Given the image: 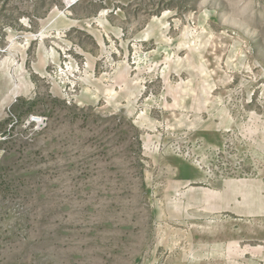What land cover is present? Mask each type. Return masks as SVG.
<instances>
[{
  "label": "rangeland",
  "instance_id": "1",
  "mask_svg": "<svg viewBox=\"0 0 264 264\" xmlns=\"http://www.w3.org/2000/svg\"><path fill=\"white\" fill-rule=\"evenodd\" d=\"M0 264H264V0H0Z\"/></svg>",
  "mask_w": 264,
  "mask_h": 264
},
{
  "label": "built area",
  "instance_id": "2",
  "mask_svg": "<svg viewBox=\"0 0 264 264\" xmlns=\"http://www.w3.org/2000/svg\"><path fill=\"white\" fill-rule=\"evenodd\" d=\"M30 122L34 123L38 129L45 126V119L42 117H32Z\"/></svg>",
  "mask_w": 264,
  "mask_h": 264
},
{
  "label": "bare ground",
  "instance_id": "3",
  "mask_svg": "<svg viewBox=\"0 0 264 264\" xmlns=\"http://www.w3.org/2000/svg\"><path fill=\"white\" fill-rule=\"evenodd\" d=\"M74 0H65L66 4L72 3Z\"/></svg>",
  "mask_w": 264,
  "mask_h": 264
}]
</instances>
